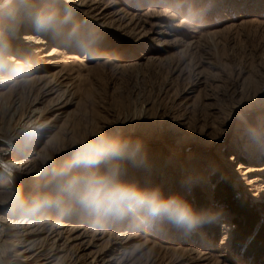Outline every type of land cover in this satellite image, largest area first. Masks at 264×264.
Masks as SVG:
<instances>
[{
    "label": "rangeland",
    "instance_id": "rangeland-1",
    "mask_svg": "<svg viewBox=\"0 0 264 264\" xmlns=\"http://www.w3.org/2000/svg\"><path fill=\"white\" fill-rule=\"evenodd\" d=\"M29 110L5 264H264V0H0V136Z\"/></svg>",
    "mask_w": 264,
    "mask_h": 264
},
{
    "label": "trees",
    "instance_id": "trees-1",
    "mask_svg": "<svg viewBox=\"0 0 264 264\" xmlns=\"http://www.w3.org/2000/svg\"><path fill=\"white\" fill-rule=\"evenodd\" d=\"M229 193L230 190L224 194H226V196H229ZM248 206L249 205L245 203L243 207L241 206L240 208H237L238 214L243 217L242 219L245 220L246 223H241V221H237L236 218L234 219L235 228L233 230L232 239L236 247L246 244V237L251 230L250 226L254 224V220L256 218L254 211ZM261 236L262 235H260V238H258L253 243L252 247L248 251L249 254L253 255L254 260L264 256V240Z\"/></svg>",
    "mask_w": 264,
    "mask_h": 264
},
{
    "label": "bare ground",
    "instance_id": "bare-ground-1",
    "mask_svg": "<svg viewBox=\"0 0 264 264\" xmlns=\"http://www.w3.org/2000/svg\"><path fill=\"white\" fill-rule=\"evenodd\" d=\"M35 110H29V113L27 115H25L23 121L18 124L14 129H13V132L11 134H9L7 132V136L6 134L5 135H1L0 136V141H3L4 145L5 146H8V149L12 146H14V141L15 140H18L20 139L26 132H28L31 127H32V124L34 121H32V117L34 116L35 114ZM11 135V136H10ZM18 146V145H17ZM16 151V149H15ZM1 153V152H0ZM5 164V165H4ZM0 165H2V167L4 168V170L10 175V177L13 179V180H16L18 179L20 176V171L17 170V175L15 174V170L16 168L14 169L13 166H9L7 165L4 161H3V158H2V154H0ZM4 165V166H3ZM256 170H260V169H255L253 171H256ZM1 231V230H0ZM0 264H5L3 262V260L1 259V256H0Z\"/></svg>",
    "mask_w": 264,
    "mask_h": 264
}]
</instances>
